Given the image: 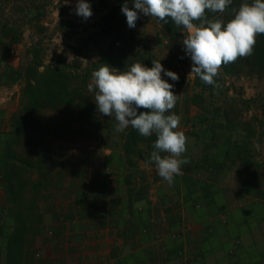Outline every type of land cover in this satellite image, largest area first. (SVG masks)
I'll list each match as a JSON object with an SVG mask.
<instances>
[{
    "label": "crops",
    "instance_id": "0c3cea01",
    "mask_svg": "<svg viewBox=\"0 0 264 264\" xmlns=\"http://www.w3.org/2000/svg\"><path fill=\"white\" fill-rule=\"evenodd\" d=\"M6 1L0 0V14L12 11L25 19L22 22L0 17V44H3L0 50H11L7 58L11 67L24 70L27 52L33 57L31 50L49 46L48 41L52 47H59V53L84 60L87 66L85 51L77 46L83 35L73 22L65 18V28L55 33L59 17L38 16L42 6L47 12V4L40 0L29 1L30 4L24 3L25 0ZM5 25L17 30V43H11L13 34L3 37ZM75 50L78 52L73 54ZM80 50L83 55L78 54ZM100 59L101 55L94 62ZM44 64L47 65L45 61ZM15 84H0V97ZM22 89L23 84L14 97L18 109L13 112H18L24 102ZM186 97L198 108L191 114L190 105L188 114L179 115L177 130L187 137L186 151L181 157L187 163L181 168L185 171L192 165L193 171H185L184 176L174 178L171 183L178 189V203L167 201L166 188L170 184L158 175L156 168L140 163L149 172L151 187L145 198L134 199L131 207L124 153L97 141L78 148L83 154L77 158L72 153L67 174L62 171L59 178L51 174L50 184L53 182L56 189L61 186L55 192L65 197L61 213L69 221L65 225V264H264V161L257 156L258 166L246 167L237 161L222 171L203 167L208 154L213 155L217 164L226 163L235 150L238 129L234 127L229 133L219 131L220 141L212 131L206 132L202 138L204 151L202 139L190 136L193 129L186 121L199 114L197 96L189 93ZM180 101L184 103V98ZM220 107L216 106L221 110L215 116V123L219 124L223 110ZM249 120L252 117L243 119ZM10 131L11 126L4 133ZM257 138L258 134L253 139L256 150ZM75 250L78 253H73Z\"/></svg>",
    "mask_w": 264,
    "mask_h": 264
},
{
    "label": "trees",
    "instance_id": "16d2710c",
    "mask_svg": "<svg viewBox=\"0 0 264 264\" xmlns=\"http://www.w3.org/2000/svg\"><path fill=\"white\" fill-rule=\"evenodd\" d=\"M117 6L110 7L108 0H100L102 5L110 11L104 16L105 22H110L121 11L125 0H116ZM251 3L252 0H233L232 4L223 13L206 11L209 19H222L227 22L232 18L233 10L238 9L241 3ZM128 7H133V0H127ZM163 31L168 35L169 47L173 49L179 41H183L186 35L183 27L176 26L171 20L168 23L159 21L153 17ZM196 23H199L196 21ZM131 36H134V28H130ZM13 34L12 44L19 41L18 32L13 27L5 25L2 28L3 37ZM115 38L107 49L101 50V59L88 65L86 68H78L75 64L65 60H56L45 65L41 60L38 50H31L33 62L24 70L14 69L8 64L7 58L11 50H0V84L11 85L17 82L23 83L24 102L21 109L13 115L11 131L3 142L0 154V190L3 194V206H0V237L3 239L0 247V264H44L42 250L47 244H53L57 249L64 242L65 226L60 222L62 218L55 216L54 223L50 227L45 226V213L42 202L45 199V191L49 188V177L55 163L65 158V152L58 147L50 146L43 140L42 113L46 110L65 113L66 108L76 110V121L80 124L78 134L103 143L111 150H120L124 153L125 164L128 169L126 179L129 185V197L133 207L134 199L142 201L147 195V186L133 187L132 182L137 175L145 171L140 166L155 168L150 162V154L154 150L155 134L150 137L141 136L137 130L129 127L124 132H117L116 125L109 122L105 126L100 118L95 102L91 101L87 90L92 72L102 64H107L119 71H127L134 63L140 62L147 67H152L154 60L148 47L144 45L145 56L133 63L126 61L127 53ZM139 42V41H138ZM140 43V42H139ZM3 44H0L2 47ZM121 46V47H120ZM161 62V61H160ZM164 69L172 71L171 64L161 62ZM264 78V34H258L252 55L239 58L234 63L222 65L219 73L214 77L215 84L207 85L197 77L194 83V93L199 104V114L186 120L191 123L193 131L191 137L202 139L206 132L212 131L214 138L220 141L222 137L218 132H231L237 127L235 150L227 157L226 163L217 164L212 154L203 159V167L222 171L236 165L237 161L246 167L258 166L253 139L257 133L254 122H244L243 112L237 108L236 99L227 96L224 83L227 77L241 75ZM161 75H164L163 73ZM173 84L172 91L177 95L178 86L169 77L166 79ZM216 99H220V108H223L222 123H215L216 114L221 109L216 108ZM236 102V103H235ZM255 100H242V104H252ZM190 98L184 102L181 109L180 98L177 99L174 109L169 113L180 115L189 113ZM250 109V107L248 108ZM139 111H147L138 109ZM200 129L196 131V128ZM92 132L90 133V130ZM106 130V139L104 138ZM243 134V136L241 135ZM204 151L205 141L202 139ZM215 148L218 149L216 145ZM163 155V154H162ZM191 165V164H189ZM192 166V165H191ZM189 166L185 171L191 173ZM261 167V166H260ZM60 222V223H59Z\"/></svg>",
    "mask_w": 264,
    "mask_h": 264
},
{
    "label": "clouds",
    "instance_id": "9594fccd",
    "mask_svg": "<svg viewBox=\"0 0 264 264\" xmlns=\"http://www.w3.org/2000/svg\"><path fill=\"white\" fill-rule=\"evenodd\" d=\"M232 2L133 0V7L129 8L125 0L121 11L129 28L136 27L140 13L165 24L171 20L176 26H182L186 33L183 49L192 62L189 75L214 85V77L222 65L252 55L257 35L264 34V0L241 3L227 22L207 17L206 11L223 13ZM75 11L84 19L93 14L86 0H78ZM162 73L173 81L179 79L177 73L164 69L160 60H152V67L136 62L127 71L102 64L92 72L88 90L95 92L97 111L103 116H114L117 132L131 127L144 137L155 134L150 162L154 163L158 175L171 184L175 176L182 174L181 166L187 163L181 158L186 151L187 137L177 130L181 117L174 112L167 114L174 109L178 95L172 91L174 85L162 79ZM138 109L147 111L138 112Z\"/></svg>",
    "mask_w": 264,
    "mask_h": 264
},
{
    "label": "rangeland",
    "instance_id": "374dc122",
    "mask_svg": "<svg viewBox=\"0 0 264 264\" xmlns=\"http://www.w3.org/2000/svg\"><path fill=\"white\" fill-rule=\"evenodd\" d=\"M29 1L34 0H25L24 3L30 4ZM40 1L44 4H47V12L42 6L41 12H38V16H58L59 22L56 26L57 28L55 27L54 29L55 33L56 31H60V29L65 28V23H63L65 18L68 22H70L69 18L67 17L68 10L70 8L68 2H71V0ZM6 2H8V0ZM86 2L91 5V10L94 13L102 12L106 15L110 11L109 8H106L102 5L100 0H86ZM108 3L112 8L116 7L118 4L116 0H108ZM4 9L5 11L7 10V8ZM0 17L12 19L15 18L19 21L21 20L22 22L25 21L23 16L13 14L12 11H9V13H1ZM77 30L79 29L77 28ZM134 30V36L130 37L131 32L127 25L126 16L122 13V11H120V13L111 19L110 22H105L103 19L99 28L92 27L91 30H79V33L83 35V39L77 43V46L84 49L85 54L83 55V50H80V53L78 54L85 56V58L89 60L87 64L88 66L95 60H98L102 49H107L111 45V42L115 40V38H119L120 45L122 47L125 46L123 50H125L127 53L126 61L128 63H133L145 56L143 47L146 45L150 51L151 57L154 60H160L161 62L167 61L171 64L172 71L177 73L179 76V79L174 81L178 86V98L182 97L184 98V102L185 100L187 101L186 95L189 93H194L192 82H196L198 76L194 74L189 75L191 72L192 62L184 52L182 41H179V43L173 49H170L168 35L163 31L162 27L157 24L153 17L144 15L143 13L139 14V19L136 22V27ZM49 39L51 40L52 38ZM48 45L49 46L42 47V49L40 48L38 50L39 53H41V60L43 59V62L45 61L47 64H51L56 60H65L67 63L75 65L77 64L76 66L80 68V70L87 67L83 64L85 62L84 60L69 57L68 54L65 55V52L59 53V47H52L51 41L50 43L48 41ZM95 50L100 52L99 55L97 54V51L95 52ZM77 52L78 51L75 50L73 54H76ZM28 54L29 53L27 52L26 59H24L23 63L24 66H28L33 62V57L28 56ZM181 57H183V59H181ZM161 76L162 79L165 80L168 78L165 75ZM224 90L227 92V96H230L231 98H234L236 101H238L237 108L243 112L244 118L252 117V120L247 122H254L256 133L258 134V149H255V155L264 161V78L259 79L256 76H250L247 74L237 77H227L224 83ZM87 92L91 97V101L94 102L95 92H90L89 90H87ZM242 100H255V102L252 104H242ZM216 102L217 106L220 107V99H216ZM190 105L191 103H189V106ZM196 105L197 104L194 106L191 105V114L197 111L198 107ZM249 107L250 109H248ZM181 108H184V103L181 104ZM16 109H18V102L16 101V98H13L8 103H4L0 106V154L2 153L3 142L8 137V133H4V130H7L9 126H11L13 115L16 113L13 112V110ZM99 115L104 121V125H102V127H104L105 123L107 124L108 122L114 125L117 124L114 116L107 117L100 113ZM41 124L44 128V133L42 134L41 138L45 140L46 144L58 147L65 152V158L56 162L54 168L52 169V174L59 178L62 171L63 174H67V171L69 170L68 168H70L68 165L71 162L72 153L74 158L79 157L83 154V152L81 154V151H78L77 149L82 148L83 146L89 147L91 146L92 141L94 142L95 140L88 138L86 135L78 134V131L80 130V124L76 121V110L73 108H66L65 113L46 110L42 113ZM181 128H183V124L181 125ZM89 130L91 133L92 130ZM104 133L106 134V130ZM143 170L145 171V174L142 173L137 175L136 179L133 180L132 185L136 188L147 186L148 190L146 193H148L151 187L150 175L148 170ZM187 183L185 184V187H187ZM57 189L61 190V186L59 188L57 187ZM57 189L55 188V184L52 182L49 185V188L45 191V199L42 202L45 213V226L47 228L50 227L52 223H54L56 215L62 218L60 222L64 223L63 226L69 222L65 214L61 213L62 209L65 208V197L58 196L59 194L55 192ZM166 190L168 193L167 201L170 203H173L174 201H177L178 203L180 201L178 199L179 197L177 198L178 189L174 184H170ZM2 201L3 199L0 193V204ZM63 234L64 242L59 244L57 249L53 244H47L45 248L41 249L42 256H44L45 259L44 262H46L44 264H65V231ZM2 242L3 239L0 237V247ZM76 252L78 253L77 250H75V252L73 251V253Z\"/></svg>",
    "mask_w": 264,
    "mask_h": 264
},
{
    "label": "built area",
    "instance_id": "2783aa9c",
    "mask_svg": "<svg viewBox=\"0 0 264 264\" xmlns=\"http://www.w3.org/2000/svg\"><path fill=\"white\" fill-rule=\"evenodd\" d=\"M77 2H78V0H71V2H68L70 8L68 10V17L67 18H69V21L73 22L80 31H82L84 29L91 30L92 27L93 28H99V26L102 23V20L105 16V13H102V12L94 13V12H92L93 14L91 17L84 19L83 17L78 16L76 14L75 9H76ZM22 84H23L22 82H17L14 85V87L7 90L5 92V94L2 97H0V106L4 103L11 101L14 97L17 96L19 93V88L22 87ZM181 172H182L181 175L175 176L174 178L182 177L185 175V171L182 168H181ZM182 254H184V252Z\"/></svg>",
    "mask_w": 264,
    "mask_h": 264
}]
</instances>
